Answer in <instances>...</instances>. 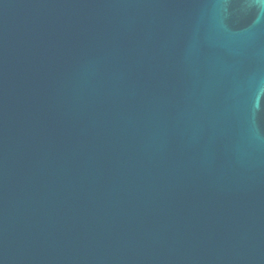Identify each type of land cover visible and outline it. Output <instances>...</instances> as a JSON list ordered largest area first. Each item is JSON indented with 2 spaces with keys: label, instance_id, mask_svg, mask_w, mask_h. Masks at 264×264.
Listing matches in <instances>:
<instances>
[{
  "label": "water",
  "instance_id": "95a60500",
  "mask_svg": "<svg viewBox=\"0 0 264 264\" xmlns=\"http://www.w3.org/2000/svg\"><path fill=\"white\" fill-rule=\"evenodd\" d=\"M0 264H264V0H0Z\"/></svg>",
  "mask_w": 264,
  "mask_h": 264
}]
</instances>
